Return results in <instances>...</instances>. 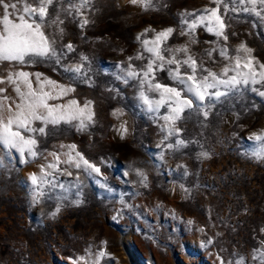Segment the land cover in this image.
Here are the masks:
<instances>
[{"label":"rangeland","instance_id":"1","mask_svg":"<svg viewBox=\"0 0 264 264\" xmlns=\"http://www.w3.org/2000/svg\"><path fill=\"white\" fill-rule=\"evenodd\" d=\"M69 3L80 0H54L50 9L53 19L64 21L63 33L51 21L46 28L56 39L59 61H0V77L22 70L34 87L38 73L71 88L49 103L91 101L93 121L83 128L78 121H34L33 127L45 128L43 134L27 133L37 139L34 157L0 147V264H264L253 260L254 248L264 252V140L255 139L264 135V97L252 91L260 85H240L211 104L186 109L177 122L182 131L169 136L163 119L169 109L155 104L159 93L142 77L126 76L130 64L139 71L147 62L142 40L169 27L175 31L167 46H187L213 73L247 55L237 51L241 44L252 49L259 70L264 19L230 10L223 16L227 41L200 26L192 43V36L181 35L182 14H200L216 6L213 0H152L149 8L130 0H91L83 15H68ZM84 18L89 23L81 27ZM69 43L73 51L65 47ZM222 48L227 56L220 55ZM141 54L144 59H136ZM76 66L81 72L67 70ZM175 67L157 71L153 83L181 88L167 70ZM185 71L191 69L185 65ZM0 87L16 98L11 85ZM177 139L187 143L167 147ZM70 145L100 173L77 169L75 152L66 163ZM51 153L60 156L55 170L47 167L56 164Z\"/></svg>","mask_w":264,"mask_h":264},{"label":"snow or ice","instance_id":"2","mask_svg":"<svg viewBox=\"0 0 264 264\" xmlns=\"http://www.w3.org/2000/svg\"><path fill=\"white\" fill-rule=\"evenodd\" d=\"M130 2L139 3L144 8L152 7V0H130ZM213 2L215 7L206 8L200 14H182L185 17L182 23L186 25V28L181 32V35L192 36V43H195L194 33L200 26L227 41L228 35L224 31L223 16L230 10L255 12L256 16L264 19V0H213ZM90 4L91 0H80L79 4L69 3V8L64 11L68 15H83L81 9ZM236 4H249L252 7L237 9ZM53 5L54 0H0V61L19 62L22 65L28 64L33 57H56L59 61L60 55L57 51L56 39L50 37L46 32L49 21H51V24L56 25L60 33H63V28L60 25L64 21L59 15L55 19L52 18ZM221 5H223V12H221ZM230 5H232L231 8ZM257 5H259V9ZM88 23L89 20L84 18L80 26L84 27ZM217 25L219 26L217 27ZM145 31L149 30L146 29ZM174 31L173 28L169 27L156 32L152 39H143V51L149 54L147 62L139 71L130 64L126 73L127 77H142V84L147 83L152 91L159 93L160 99L155 104L157 107L166 106L169 109V114L163 117L169 136L179 135L182 131L177 127V122L181 120L182 113L186 109H192L194 105H206V102L211 104L213 98L218 100L221 96L228 95L229 92L238 91L240 85H260L259 88L253 87L252 91L264 97V64L260 65L259 70L255 67L258 61L251 57V48L241 44L237 51H243L247 55L245 57L237 56L234 67H225L223 73L216 74L203 68L202 63H198L197 59L190 54L187 46L175 49L167 46V42ZM138 39H142V37H138ZM65 47L68 51L74 50L71 43L66 44ZM176 53L183 54L185 58L180 60ZM166 54L170 55L166 56ZM208 55L211 57L212 52H208ZM220 55L227 56V50L222 48ZM81 59L86 58L81 57ZM136 59H144V57L141 54ZM167 65H176L175 68H168L167 70L169 75L182 86L181 88L162 85L159 82L153 83L156 79L155 73L164 71ZM185 65L191 69L190 72H181V68ZM67 70L79 73L81 66ZM200 71L206 72L207 75H199ZM231 71H235L236 75L229 76L228 73ZM35 84L34 87L30 74L22 70L9 72L7 76L0 77V85H11L16 93V98H13L6 94V87H0V147L9 151L15 150L21 156L28 154L34 157L37 155V139L32 135H27V133L43 134L45 128L33 127L34 121L53 125L61 122L78 121L80 128L85 127L86 122L91 123L93 121L94 113L91 111V101L86 102L83 106L78 105L75 99L70 100L67 104L49 103V101L67 95L73 89L64 88L56 85L54 81L42 79L38 73L35 75ZM219 86H223L226 91L218 90ZM141 95L144 94L141 93ZM145 99L146 102H149L147 98ZM203 114L205 118L208 116L207 111ZM255 139L264 140V135H257ZM186 143L183 139H177L174 144H167V147H181ZM68 147L69 153L66 163L73 162L71 152H75L77 160L75 167L77 169L83 167L85 170L91 169L97 174L100 173L99 167L92 164L80 152L75 151V145ZM50 155L55 158L56 164H49L47 167L55 170L60 162V156L58 153H51ZM201 155L207 156V153ZM42 171H44L43 166ZM68 174L71 175L70 172ZM31 179L33 184L37 183L35 175ZM34 200L39 202L38 196L34 197ZM261 231L264 232V229ZM207 243L211 244L212 240L209 239ZM261 247H264V241H262ZM99 255L103 257L105 253L101 251ZM258 258L264 260V252H261L260 248H254L253 260ZM221 264H224L222 260ZM236 264H243V260L237 261Z\"/></svg>","mask_w":264,"mask_h":264}]
</instances>
